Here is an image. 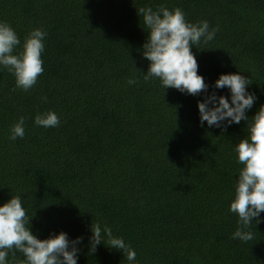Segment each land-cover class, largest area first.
I'll return each mask as SVG.
<instances>
[{"label": "trees", "instance_id": "1", "mask_svg": "<svg viewBox=\"0 0 264 264\" xmlns=\"http://www.w3.org/2000/svg\"><path fill=\"white\" fill-rule=\"evenodd\" d=\"M160 5L218 28L191 49L206 83L241 72L257 97L247 115L264 104V0H0V20L21 44L34 28L47 32L44 71L29 91L0 71V204L20 195L39 239L83 237L77 264H128L104 244L89 252L97 219L135 249L138 264H264V212L252 239L231 238L238 217L228 208L243 166L233 149L246 122L201 126L203 93L143 79L147 29L137 9ZM49 110L60 124L36 126ZM20 117L25 134L12 141ZM12 251L10 264L23 260Z\"/></svg>", "mask_w": 264, "mask_h": 264}, {"label": "clouds", "instance_id": "2", "mask_svg": "<svg viewBox=\"0 0 264 264\" xmlns=\"http://www.w3.org/2000/svg\"><path fill=\"white\" fill-rule=\"evenodd\" d=\"M137 11L147 29L142 56L149 63L143 79L157 80L164 89L170 87L193 96L203 93L202 99L197 101L201 126L206 122L209 127L227 128L234 123L240 124L242 120L246 122L247 136L233 149L236 162L243 166L237 172L239 178L228 212L238 217V227L231 233V238L248 241L252 239L249 231L252 223H260L264 212V104L253 116L247 115L257 97L248 90V77L241 72L221 73L212 85L198 74V62L191 49L212 41L218 28L210 29L207 20L189 22L178 7L169 9L160 5L154 10L151 6H144ZM46 36L47 32L37 27L28 32L21 44L15 29L7 21L0 20V71L7 70L13 75L16 88L29 91L43 73L42 53ZM136 82L135 76L126 81L128 85ZM210 87L227 89L228 95L209 92ZM41 100L46 102L47 97L42 96ZM33 122L36 126L54 128L60 124V118L49 110L36 114ZM24 134V117H20L10 127L9 139L15 141ZM29 225L30 219L20 195H12L7 202L0 204V264H10L9 253L15 257L13 249L23 255V260L13 259L11 264H77V245L83 237L70 240L68 234L61 231L39 239ZM90 232V253L104 244L122 251L128 264H138L135 249L123 237L114 235L107 223L97 219L91 223Z\"/></svg>", "mask_w": 264, "mask_h": 264}]
</instances>
